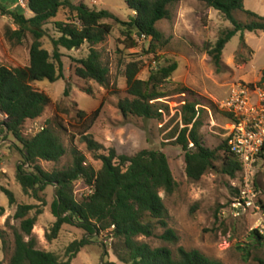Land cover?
<instances>
[{"label":"rangeland","instance_id":"rangeland-1","mask_svg":"<svg viewBox=\"0 0 264 264\" xmlns=\"http://www.w3.org/2000/svg\"><path fill=\"white\" fill-rule=\"evenodd\" d=\"M71 2L96 11H110L123 22H129L134 16L126 0ZM19 3L23 6L25 2L20 0ZM244 6L246 11L264 18V0H245ZM11 7L15 8L13 5ZM68 12L62 10L56 19L45 26L47 36L42 42L51 54L54 51L52 40L61 36L55 23L68 22ZM171 14V20H164L157 25L168 44L160 48L156 56L147 54L150 44L145 40H138L136 48H128L124 45L122 25L112 19L104 21L113 26V32L103 44L94 49L101 54L102 61L110 70L109 88L76 76L74 60L88 57L92 48L89 44H85L80 50L68 51L62 48L65 79L56 83L43 80L34 84L35 89L45 92L51 98L52 105L40 119L26 123L24 136L32 138L43 127H49L61 139L67 150L66 155L56 163L39 162V166L50 174L73 166L74 148L86 157L87 165L101 169L102 164L88 150L85 136L91 137L106 150L114 148L118 155L132 157L143 150L163 152L169 159L177 188L172 195L161 192L160 196L169 211L168 228L176 232L178 241L172 243L161 239L166 230L155 221V235L151 238L139 237L137 242L147 244L152 249L168 248L174 255H177L179 248L197 250L222 264H258L256 260L264 258V251L255 245L252 238L256 218L251 213L244 212L238 218L234 216V189L240 185L238 180L223 173V152L218 154V170L208 172L199 182H192L186 176L183 149L176 143L177 136L172 137V134L184 128L181 117L184 101H196L205 106H210L211 103L219 105L227 97L230 88L237 83L256 86L264 94V85L259 84L264 72V32L247 33L244 37L237 34L227 44L222 65L218 68L206 48L215 44L223 31L232 28L231 22L198 0H180L171 8ZM26 15L28 18L32 17L30 12ZM234 17L242 23L252 21L241 12L234 13ZM9 28L17 29L11 18L0 15V62L10 68L28 67L33 37L28 34L25 45L14 46L6 38ZM135 61L141 64L138 75L141 80H148L158 65H179L163 87L168 97L152 102L158 103V107L162 108V119H125L118 108L119 102L127 97L125 66ZM67 88L70 91L68 97L65 96ZM183 94L187 97L184 98ZM257 101V96H253V103ZM99 108V118L91 129H87L90 117ZM208 109L211 114L206 109L201 112L199 133L206 146L215 150L227 140L229 123L227 116L217 107ZM79 112H84L86 117L80 118ZM2 121L4 117L0 116V122ZM1 130L0 128V211L3 210V215H0V230L3 231V238L0 237V260L9 264L14 250L15 232L21 226V221L15 219L20 205L36 207L30 217H34L39 210L42 212L33 231L38 248L54 253L62 260L67 259L68 247L75 241L83 240L85 232L65 225L57 240L50 242L47 239V234L57 221L52 213L55 187H48L40 193L46 203L24 194L16 176L22 159L19 151L22 146ZM25 169L32 172L29 167ZM257 181L264 202V159ZM3 189L14 195V204H10ZM74 192L78 200H83L91 193L83 182L75 183ZM4 242L8 255L4 253ZM116 246L120 248L118 240L110 238L109 232L104 233L92 238L91 244L72 264H124L115 254Z\"/></svg>","mask_w":264,"mask_h":264},{"label":"trees","instance_id":"trees-1","mask_svg":"<svg viewBox=\"0 0 264 264\" xmlns=\"http://www.w3.org/2000/svg\"><path fill=\"white\" fill-rule=\"evenodd\" d=\"M19 1L0 0V15L11 18L17 27L16 30L9 28L6 32L7 40L14 46L25 45L27 35H32L30 65L10 68L0 62V116L4 117V121L0 122L1 132L11 135L22 146L19 150L22 159L16 176L24 194L46 203L40 193L48 187H55L52 213L57 221L47 234V239L50 242L57 240L65 225L84 231L86 237L68 247L65 260L54 253L40 250L33 231L42 212L39 210L34 217H30L36 207L20 205L15 219L21 221V226L15 232L14 250L9 264H72L91 244L92 238L107 232L110 238L118 240L120 248L115 247V254L124 264H222L197 250L179 248L177 255H174L168 248L152 249L147 244L137 242L139 237L151 238L155 235V221L166 230L161 239L172 243L178 241L176 232L168 228L169 211L160 196L161 192L172 195L177 188L169 159L163 152L143 150L132 157L118 155L114 148L106 150L91 137L85 136L88 150L102 164L101 169L87 165L86 157L74 148L73 166L50 174L39 166V162L56 163L66 155L67 150L61 139L49 127H43L32 138L25 137L23 133L28 121L40 119L52 105L51 98L45 92L35 89L34 84L43 80L56 83L65 79L62 48L68 51L80 50L89 44L92 48L88 57L74 60L76 76L109 88L110 70L102 61L101 54L94 49L103 44L113 32V26L104 21L112 19L122 25L124 45L128 48H136L138 40H145L150 44L147 54L156 56L160 48L168 44L157 25L172 19L171 8L180 0H126L134 13L129 22L121 21L107 10L96 11L85 5L76 6L71 0H23L25 8ZM198 1L219 12L232 24V28L223 31L215 44L206 48L218 68L222 65L227 44L237 34L244 37L247 33L264 32V18L246 11L245 0ZM62 10L69 11L68 22L55 23L61 36L52 40L54 51L51 54L42 42L47 36L45 26L56 19ZM27 12L32 17L28 18ZM236 12L246 14L252 21L240 22L234 17ZM178 68V63L158 65L148 80H141L138 78L140 62L127 63L124 72L127 97L118 105L122 116L125 119H162V108L152 102L168 97L163 87ZM259 84L264 85V72ZM69 93L67 88L65 96L68 97ZM209 107L214 109L217 105L187 102L181 113L184 128L172 134V137L177 136L176 143L183 149L186 176L192 182H199L208 172L218 170V154L223 152V173L238 180L240 185L242 164L231 151L229 138L223 146L213 150L206 146L199 133L201 112ZM100 113L101 108L93 113L87 129L96 123ZM78 116L84 118L86 114L79 112ZM260 157L264 159V149ZM26 167L32 172H28ZM76 182H83L91 192L83 200L75 196ZM2 191L9 197L10 204H14V195L6 189ZM239 191L240 186L234 189L235 197ZM260 200L264 209V202L262 198ZM0 215H3V210ZM252 234L255 245L264 251V237L256 231ZM0 237L3 238L1 230ZM3 249L5 255H8L5 242ZM256 262L264 264V258H257ZM0 264L5 262L0 260Z\"/></svg>","mask_w":264,"mask_h":264},{"label":"built area","instance_id":"built-area-1","mask_svg":"<svg viewBox=\"0 0 264 264\" xmlns=\"http://www.w3.org/2000/svg\"><path fill=\"white\" fill-rule=\"evenodd\" d=\"M253 96L258 98L255 104ZM216 105L228 118L229 146L242 164L239 195L232 203L233 214L238 218L242 212L251 213L256 218L253 231L264 237V209L257 181L264 149V94L256 86L237 83L225 100Z\"/></svg>","mask_w":264,"mask_h":264},{"label":"crops","instance_id":"crops-1","mask_svg":"<svg viewBox=\"0 0 264 264\" xmlns=\"http://www.w3.org/2000/svg\"><path fill=\"white\" fill-rule=\"evenodd\" d=\"M208 111V108H205Z\"/></svg>","mask_w":264,"mask_h":264},{"label":"water","instance_id":"water-1","mask_svg":"<svg viewBox=\"0 0 264 264\" xmlns=\"http://www.w3.org/2000/svg\"><path fill=\"white\" fill-rule=\"evenodd\" d=\"M0 174H1V172H0Z\"/></svg>","mask_w":264,"mask_h":264}]
</instances>
